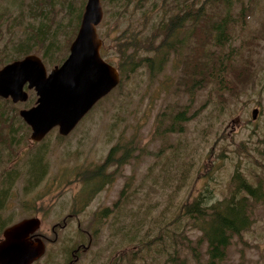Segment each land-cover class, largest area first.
<instances>
[{
    "label": "rangeland",
    "instance_id": "374dc122",
    "mask_svg": "<svg viewBox=\"0 0 264 264\" xmlns=\"http://www.w3.org/2000/svg\"><path fill=\"white\" fill-rule=\"evenodd\" d=\"M242 1L248 17L244 25L235 28L240 55L229 76L234 83L233 92L227 96L229 106L220 104L222 111L210 103L204 106L211 96L209 90L201 92L190 115L201 111L184 125L185 132L162 135L158 130L165 121L160 124L162 114L168 116L191 102L189 95L177 94L180 71L170 62L158 79H150L147 70L125 74L122 83L69 136L62 137L55 129L43 143L32 145L30 132L28 144L16 148L14 164L21 159L23 167L30 151H37L39 145L41 151H47L49 163L44 181L31 192L24 190V172L8 210L14 224L41 219L38 234L47 249L35 264H171L167 260L176 250L186 264H205L207 245L201 232L186 220L181 226L172 224L181 206L206 189L215 199H224L237 170L253 183L261 180L264 190V0ZM103 8L104 20L98 32L106 57L101 54L118 68L111 47L118 31L111 32L115 21L111 16L105 19L108 12L104 3ZM16 12L14 0H0V18L2 14L9 18L0 20V69L10 60H19L15 59L17 48L29 34L30 23L38 26L34 20L14 23L11 14ZM53 12L48 8L49 14H65L60 6ZM127 26L123 23L119 31ZM35 51L29 55L42 58L43 51ZM69 54L70 49L67 57ZM54 67L47 66L49 71ZM26 90L29 98H37L34 90ZM27 102L11 101L8 106L19 115L28 109ZM255 109L259 114L253 120ZM168 125L166 119L163 127ZM131 140L137 146L133 158L124 165H112L106 172L112 176V183L79 212L80 202L87 196L82 181L85 173L101 168L117 146L123 148L117 155L121 158ZM177 150L182 157L176 158ZM124 196L127 201H123ZM103 212L109 213L105 219L100 217ZM123 219H127V226L121 229ZM133 224L138 231L134 240ZM221 264H264V201L255 209L253 226L233 239Z\"/></svg>",
    "mask_w": 264,
    "mask_h": 264
},
{
    "label": "trees",
    "instance_id": "16d2710c",
    "mask_svg": "<svg viewBox=\"0 0 264 264\" xmlns=\"http://www.w3.org/2000/svg\"><path fill=\"white\" fill-rule=\"evenodd\" d=\"M14 3L17 7V12L11 14L14 23L34 20L38 25L30 23L29 34L19 44L15 59L20 60L40 49L46 66L61 65L80 28L86 0H14ZM103 3L108 12L105 19L111 16L115 21L111 32L118 31L111 47L118 58L121 78L127 73L147 70L150 79H158L170 62L180 71L176 92L189 95L191 102L186 107H177L168 116L162 114L160 124L166 119L169 121L168 126L163 127L165 121L159 126L162 135L185 132L184 125L201 111L196 110L190 115L201 92L209 90L211 96L204 106L210 103L220 110V104L229 106L227 96L234 88L229 76L235 71V63L240 55L235 46V28L244 25L248 17L242 0H103ZM58 6L64 9L65 14L48 13V8L53 12ZM6 15L2 14L0 20H9ZM123 23H128V26L119 31ZM101 53L104 56V49ZM29 99L26 104L28 109L36 104L37 98ZM10 102L0 98V238L4 230L14 224L8 210L24 172V190L31 192L44 181L49 170L45 156L47 151H41L42 145L37 151H30L24 168L21 159L14 164L18 157L14 155L15 150L28 144L31 129L14 108L8 106ZM135 145V141L131 140L130 148L125 149L121 158H117V155L123 148L117 146L101 168L85 173L82 181L86 185L84 194L87 196L85 201L81 200L79 212L112 183V176L106 174L108 169L112 165H124L133 158L137 150ZM162 151L158 152V157ZM174 154L176 158L182 157L179 150ZM231 187L229 195L221 200L215 199L213 192L206 189L181 206L178 216L172 221L173 225L181 226L186 220L201 232L202 242L207 245L208 260L205 264H221L225 260L233 239L250 230L255 209L264 201L263 182L253 183L239 170L233 175ZM123 201H127L125 196ZM104 213L100 215L103 219L109 214ZM122 225L121 229L127 226V219L122 220ZM134 227L136 224L132 225V240L138 233ZM121 231L124 236L128 235V232ZM167 261L186 264L177 250L170 254Z\"/></svg>",
    "mask_w": 264,
    "mask_h": 264
},
{
    "label": "water",
    "instance_id": "95a60500",
    "mask_svg": "<svg viewBox=\"0 0 264 264\" xmlns=\"http://www.w3.org/2000/svg\"><path fill=\"white\" fill-rule=\"evenodd\" d=\"M104 20L103 0H87L79 31L70 54L48 70L42 58L32 54L0 69V98L26 103L29 91L36 104L19 113L30 127L31 144H39L55 129L69 136L80 122L122 81L119 69L102 56L103 40L98 27ZM259 110L252 112L253 120ZM40 218L24 219L6 228L0 238V264H35L46 254L45 240L38 234Z\"/></svg>",
    "mask_w": 264,
    "mask_h": 264
},
{
    "label": "flooded vegetation",
    "instance_id": "af4514ba",
    "mask_svg": "<svg viewBox=\"0 0 264 264\" xmlns=\"http://www.w3.org/2000/svg\"><path fill=\"white\" fill-rule=\"evenodd\" d=\"M80 249V248H79ZM79 249H78V251H79Z\"/></svg>",
    "mask_w": 264,
    "mask_h": 264
}]
</instances>
